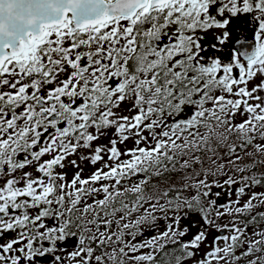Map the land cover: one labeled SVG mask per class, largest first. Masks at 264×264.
<instances>
[{"label":"snow or ice","instance_id":"6c2138e0","mask_svg":"<svg viewBox=\"0 0 264 264\" xmlns=\"http://www.w3.org/2000/svg\"><path fill=\"white\" fill-rule=\"evenodd\" d=\"M45 261L264 264V0H0V264Z\"/></svg>","mask_w":264,"mask_h":264},{"label":"rangeland","instance_id":"374dc122","mask_svg":"<svg viewBox=\"0 0 264 264\" xmlns=\"http://www.w3.org/2000/svg\"><path fill=\"white\" fill-rule=\"evenodd\" d=\"M250 19H251L250 16H241L238 18H233L232 22L228 27V31L231 33L230 38L227 41V43L223 46L225 49L234 48L233 43L237 38L253 37L252 25L248 23ZM215 42L216 41L213 39V37L210 34L206 39L205 44L207 45ZM69 250H71V247H69ZM44 264H47V262L45 261Z\"/></svg>","mask_w":264,"mask_h":264},{"label":"water","instance_id":"95a60500","mask_svg":"<svg viewBox=\"0 0 264 264\" xmlns=\"http://www.w3.org/2000/svg\"><path fill=\"white\" fill-rule=\"evenodd\" d=\"M239 39L243 40V39H245V38H239ZM248 39L251 40L252 37H249ZM236 41H237V39H236V40L234 41V43H233L234 48H238V47H239V45L235 43Z\"/></svg>","mask_w":264,"mask_h":264}]
</instances>
